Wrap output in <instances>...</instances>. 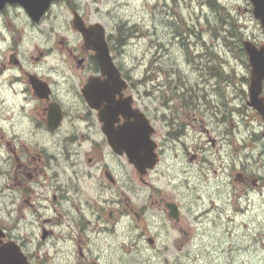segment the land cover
I'll return each instance as SVG.
<instances>
[{
	"label": "rangeland",
	"instance_id": "rangeland-1",
	"mask_svg": "<svg viewBox=\"0 0 264 264\" xmlns=\"http://www.w3.org/2000/svg\"><path fill=\"white\" fill-rule=\"evenodd\" d=\"M217 1L222 12L210 8L207 0H59L38 32L32 35L26 32L15 40L23 44L20 57L25 65L31 62L42 70L63 65L59 62V51L75 49L83 43L71 26L69 8L75 4L88 20L99 22L107 30L113 58L131 77L132 96L139 108L158 117L196 112V117L209 127L214 126L211 111H206L211 101L205 98L202 88L207 87L209 99L218 103L217 82L227 80L228 73L235 75L236 83L248 77L246 57L240 49L242 42L260 44L264 39L248 0ZM116 40L123 42L121 46ZM6 46L0 41V48ZM45 47L53 54L58 51L56 58L39 57L35 62L32 58L38 57V50ZM3 53L0 52V65L7 62V59L3 61ZM143 78L146 84H138ZM73 84H77L76 79ZM6 91L7 88L0 86L3 109L0 112L3 118L13 116L12 120L17 121L15 128L23 127L21 116L9 110L17 107L19 101L13 98L12 92L8 96ZM11 98L13 101L9 104ZM238 104L235 101L237 109ZM243 121L235 114L233 122L220 125V129H228L235 137V145L229 148L224 147L216 127L212 137L218 140V147H210L204 138L199 144L201 150L197 152L196 162L188 161L186 150L163 145L158 165L142 181L136 178L133 183L128 182L131 170L123 163L122 192L117 187L111 193L112 216L107 210L108 214L103 216L106 221L101 222L103 227L97 226L93 216H89L92 222L87 240L95 242L93 245L101 252L104 264H264V199L245 192L236 181V192L251 197L253 209L234 215L226 207L219 215L214 206L226 201L231 191L228 183L236 177L234 174L252 168L249 151L243 149L248 142ZM162 122L156 121V125L158 139L164 144ZM2 124L5 127L7 121ZM212 153L217 155V160L204 164L208 158L212 160ZM230 159H234L231 175L227 166ZM261 174L264 175V167ZM91 184L89 199L93 206L97 193L94 179ZM15 197L18 200V194ZM116 198L122 200L121 207H116ZM244 198L245 207L248 198ZM166 202L178 206V221L168 216ZM209 206H214L212 211H208ZM117 208L122 209L123 217ZM30 230L27 228L28 237Z\"/></svg>",
	"mask_w": 264,
	"mask_h": 264
},
{
	"label": "flooded vegetation",
	"instance_id": "flooded-vegetation-1",
	"mask_svg": "<svg viewBox=\"0 0 264 264\" xmlns=\"http://www.w3.org/2000/svg\"><path fill=\"white\" fill-rule=\"evenodd\" d=\"M58 2L59 0L50 4L39 23L34 22L20 5L6 3L0 9V41L7 45L0 48V52L4 51L1 54L3 61L7 59L6 63L0 65V79L3 80H0V86L8 89V96L12 92L13 98H17L19 105L9 107V110L11 113L16 112L24 121L23 127L21 125L20 128H15L17 121L12 120V115L3 118V109L0 107V252L8 253L7 248L15 246L23 255L26 264H104L101 252L93 245L95 242L87 240L92 222L89 216H93L95 224L100 227H103L101 222L106 221L103 216L108 214L107 210L112 216L111 193L114 194L113 190L117 187L122 192L124 162L131 170L127 178L130 183L136 178L144 180L154 169L141 175L129 163L125 153L119 154L111 148L104 126H109L111 130H120L125 123L134 126L136 120L129 113H115L112 121L105 124L100 119L99 111L87 103L83 90L86 88L94 101L101 100L105 93L102 83L107 81V76L102 73L94 51L87 49L84 42L78 48L60 50L59 62L63 65L46 66V70L36 67V64L32 65L31 62L25 65L24 59L20 57L23 55V44L15 38L19 39L26 32H38L51 8ZM69 9L72 15L76 12L80 16L86 27L99 23L88 20L75 4ZM71 26L73 28L72 22ZM73 30L82 39L81 34L74 28ZM261 31L264 37L262 28ZM105 40L119 77L127 85L125 89L114 93L112 100L114 103L127 105L125 99H130V110L139 112L133 115H142L146 127L151 130L150 139L156 145L158 160L165 145L170 149L179 147L184 152L186 150L188 161L196 162L197 152L201 150L199 144L204 138L210 147H218V140L212 137L216 127L221 135L220 140L225 142L224 147L234 146V135L228 129H220V125L233 122L235 114H238L244 120L247 140L251 142L244 144L243 149L249 151V164L252 163V168L245 172H236V177L229 180L231 191L226 201L221 206L213 203L219 215L226 207L234 215L252 208L251 197L236 192V181L245 192L260 200L264 199V175L261 174L264 167V117L249 105L251 67L243 47L245 41L240 49L246 57L248 77L236 83L235 75L228 73L227 80L217 82L218 103L209 99L210 90L207 87L202 88L205 98L211 101L206 111H211L210 118L214 122V126L205 127L203 119L196 117V112L192 115L189 112L168 113L158 117L139 108L132 96L134 83L123 67L115 62L106 29ZM248 42L257 48L264 47V39L260 44ZM38 51V57L32 58L35 62H38L39 57L48 58L53 55L56 58L58 53H51L47 47ZM75 79L76 85L73 84ZM151 79L152 76L149 77ZM137 83L145 85V78ZM260 87L258 98L264 105V78ZM12 101L11 98L9 104ZM235 101L240 102L238 109ZM104 106L107 107L106 100L101 103V107ZM6 121V126H1V122ZM156 121L164 123V144L158 139ZM221 149L224 150L223 147ZM216 151L219 155V150ZM210 156L212 160L208 158L204 164H213L217 160L215 153ZM233 164L234 159L227 163L230 175ZM92 179L96 182L94 187L97 190L93 206L89 199ZM15 193L18 194V200ZM243 196L248 198L243 202L245 207L242 205ZM115 204L116 207H121L122 200L116 198ZM214 206H209L208 211H212ZM118 211L120 217H123L122 209ZM27 228H31L30 237L26 235L29 233Z\"/></svg>",
	"mask_w": 264,
	"mask_h": 264
},
{
	"label": "water",
	"instance_id": "water-1",
	"mask_svg": "<svg viewBox=\"0 0 264 264\" xmlns=\"http://www.w3.org/2000/svg\"><path fill=\"white\" fill-rule=\"evenodd\" d=\"M58 0H0V9L6 4H17L23 7L30 18L39 23L40 19L48 10L50 4ZM252 6V15L258 20L264 31V0H248ZM73 28L78 31L87 49L94 51L102 73L107 76V81L102 83L105 93L101 100L94 101L88 90H83V95L87 103L99 111L100 119L105 123L112 121L115 113H129L136 120L134 126L124 124L122 129L111 130L109 126H104V131L108 136L111 148L119 154L125 153L129 163L144 175L147 170L153 169L158 163V156L155 152L156 145L150 139L151 130L146 127V121L142 115L133 114L138 111L130 110V99H125L126 104L114 103L112 98L114 93L126 88V83L120 79L105 40V30L101 24H94L86 27L80 16L74 12L72 19ZM244 50L247 54L251 67V84L249 87V105L254 107L264 117V105L258 98L261 89V81L264 78V47L257 48L252 43L243 42ZM92 83V82H91ZM95 84V82H94ZM87 87V86H86ZM106 100L107 107H101L102 101ZM52 117H49L51 119ZM170 218L178 220L179 213L175 203H166ZM149 243L152 241L149 239ZM8 253L0 252V264H26L23 255L15 246L7 248Z\"/></svg>",
	"mask_w": 264,
	"mask_h": 264
},
{
	"label": "trees",
	"instance_id": "trees-1",
	"mask_svg": "<svg viewBox=\"0 0 264 264\" xmlns=\"http://www.w3.org/2000/svg\"><path fill=\"white\" fill-rule=\"evenodd\" d=\"M208 1V4H209V7L210 8H212V9H214V10H220V12H222V6H221V4L217 1V0H207ZM122 29V28H121ZM120 36H121V34H120ZM123 38H125V36L123 37ZM123 38H121L120 37V41H121V39H123ZM119 40H116V43H117V45H119V46H121V44L123 43V42H120Z\"/></svg>",
	"mask_w": 264,
	"mask_h": 264
},
{
	"label": "bare ground",
	"instance_id": "bare-ground-1",
	"mask_svg": "<svg viewBox=\"0 0 264 264\" xmlns=\"http://www.w3.org/2000/svg\"><path fill=\"white\" fill-rule=\"evenodd\" d=\"M205 72V71H204Z\"/></svg>",
	"mask_w": 264,
	"mask_h": 264
}]
</instances>
